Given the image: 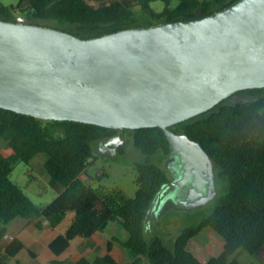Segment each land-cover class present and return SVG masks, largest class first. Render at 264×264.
Segmentation results:
<instances>
[{
    "label": "trees",
    "instance_id": "1",
    "mask_svg": "<svg viewBox=\"0 0 264 264\" xmlns=\"http://www.w3.org/2000/svg\"><path fill=\"white\" fill-rule=\"evenodd\" d=\"M154 0H120L94 7L84 0H18L16 5L0 4V17L9 19L17 9L28 21L56 19L73 25L62 28L81 37L97 36L125 27L150 25L180 17L193 18L198 12L209 13L232 0H163L165 7L155 10ZM57 27V26H55ZM254 97L224 103L170 125L184 132L206 150L227 185L219 194L213 210L196 222L184 226L172 246L165 245L158 229L144 230V219L153 195L170 179L164 163L153 160L161 150L167 155L169 143L160 126L133 129V142L143 157L134 160L137 190L127 196L117 187L92 186L81 178L94 157L97 139L113 128L76 121L42 119L0 107V140L11 149L0 151V260L15 256L23 247L20 239L4 244L7 224L16 217L32 219L42 227V219L56 226L68 211L74 217L49 247L55 255L64 251L75 236L88 237L103 231L110 221L118 220L127 233L125 238L107 239L103 254L93 258L82 255L74 264H122L110 250L120 246L131 259L127 264H237L229 256L238 248L246 249L264 264V87L239 90ZM39 152L46 153L43 167L52 186L61 188L46 206L38 207L10 178L18 161L30 163ZM211 227L224 239L221 252H201L198 235ZM54 262H60L54 259ZM16 264H22L16 261Z\"/></svg>",
    "mask_w": 264,
    "mask_h": 264
},
{
    "label": "water",
    "instance_id": "2",
    "mask_svg": "<svg viewBox=\"0 0 264 264\" xmlns=\"http://www.w3.org/2000/svg\"><path fill=\"white\" fill-rule=\"evenodd\" d=\"M253 87H264V0H232L193 18L90 37L24 15L0 17V107L42 119L163 129L171 179L153 195L145 233L168 207L191 209L189 199H210L194 190L216 194L210 156L170 125ZM123 139L112 134L99 142L115 151Z\"/></svg>",
    "mask_w": 264,
    "mask_h": 264
},
{
    "label": "rangeland",
    "instance_id": "3",
    "mask_svg": "<svg viewBox=\"0 0 264 264\" xmlns=\"http://www.w3.org/2000/svg\"><path fill=\"white\" fill-rule=\"evenodd\" d=\"M5 5H16L18 0H0ZM177 4V0H171L170 6L173 7ZM152 8L159 11L165 7L163 0H154L151 2ZM12 16L22 15L21 11L17 9L11 10ZM40 23L50 26H57L59 28L73 27L71 24H60L58 20L54 19H38ZM254 97V94L250 92H234L228 96L224 103H235L238 101L249 100ZM0 151L3 153H9L11 149L8 147L4 139L0 140ZM46 153L39 152L31 160L30 163L18 161L13 165L10 173V178L18 184V186L29 196V198L38 206L44 207L49 204L60 190V186H52L49 183L47 173L43 167V158L46 157ZM143 157L141 151L135 146L133 142L132 131L126 130L124 132V139L121 141L116 150L107 149L101 145H95L94 157L92 162L86 167V174L84 178L92 186H105V187H117L121 189L127 196H134L137 190V184L135 182L136 169L134 167V160ZM153 160L158 163H164L167 160V155L161 150H158ZM214 173V185L216 189L215 196L212 197L210 188L208 192L198 193L194 190L199 197H206L207 199L200 205L195 202L197 196L193 197V200L189 199L187 203L196 206L191 209H178L176 207H168L160 216V221L156 224L155 219L152 221L148 231H154L157 227L158 234L162 242L167 246H172L174 239L178 232L189 223L196 222L202 215L208 214L213 210L217 197L222 193L227 185L226 180L220 177L217 173L216 165L213 162ZM212 197V198H211ZM68 213V212H67ZM73 211H69V214L65 216L64 220L57 226L59 229L68 226ZM51 229V228H49ZM34 231L40 235V237H46L47 229H37ZM105 237L111 238L117 236L125 238L127 233L121 226L118 220H114L109 224V227L103 230ZM108 238V239H109ZM198 241L201 245V252L205 254H217L222 251L224 245L223 237L207 226L202 229V232L198 235ZM116 245V244H115ZM115 257L123 264L130 261L131 257L120 246L116 245L113 248ZM229 259H235L237 264H263L254 254L248 252L246 249L238 248L233 252ZM16 260L22 264H50L46 261V258L40 254V259L37 262H33L28 250L24 248L16 256L12 257V260H6L2 257L0 264H15ZM144 264H147L145 262Z\"/></svg>",
    "mask_w": 264,
    "mask_h": 264
},
{
    "label": "crops",
    "instance_id": "4",
    "mask_svg": "<svg viewBox=\"0 0 264 264\" xmlns=\"http://www.w3.org/2000/svg\"><path fill=\"white\" fill-rule=\"evenodd\" d=\"M84 1L91 6L98 7L101 5L109 4V3L120 1V0H84ZM0 4H3V3L0 1ZM45 159L46 157L43 158V162ZM84 174L86 173L84 172L81 174V178L83 179H85L83 176ZM68 214H69V211L67 215ZM74 214L75 213L73 211L69 224L71 223L74 217ZM42 221H43L42 227H37L34 224V221L32 219L25 218V217L14 218L7 224L6 234L2 240L3 243L6 244L13 239H20L24 243V247L18 253H20L24 248H26L29 254L31 255V259L33 260V262H37V260L40 259V254L42 253V255L46 258V261L50 264H74L76 259H78L82 255L93 258L96 255L103 254L104 252L107 251L106 242L109 237L108 238L105 237L103 235V231H96L94 234L88 237L75 236L74 238L70 240L68 247L64 251H62L59 255H55L54 252L49 247V242L59 233H63L66 230V228L69 226V224H67L68 226H65V228L59 229L57 226H59V224L62 221L54 227L49 226L48 221L46 219H42ZM111 222L113 221H110L107 224L106 229L109 227V224ZM34 228H37L40 230L47 229L49 231L46 232V237L44 236L40 237V235L36 233V231H34ZM6 235H10L11 237L7 238ZM115 246L116 245H114V247ZM113 248L110 250V252L115 257L113 253ZM12 257L14 256H4L6 260L7 259L12 260ZM54 259H58L60 262L56 263L54 262ZM35 264H41V263L39 262Z\"/></svg>",
    "mask_w": 264,
    "mask_h": 264
},
{
    "label": "flooded vegetation",
    "instance_id": "5",
    "mask_svg": "<svg viewBox=\"0 0 264 264\" xmlns=\"http://www.w3.org/2000/svg\"><path fill=\"white\" fill-rule=\"evenodd\" d=\"M236 92H241V91H236ZM226 99V98H225ZM129 129V128H125V129H120V128H113L112 130L108 131L104 136H102L101 138L105 137V136H110L112 134H119V135H123L124 136V132ZM97 139L95 142V145H101L104 147V145L102 144V142H99V140L101 139ZM170 179H171V175H170Z\"/></svg>",
    "mask_w": 264,
    "mask_h": 264
},
{
    "label": "built area",
    "instance_id": "6",
    "mask_svg": "<svg viewBox=\"0 0 264 264\" xmlns=\"http://www.w3.org/2000/svg\"><path fill=\"white\" fill-rule=\"evenodd\" d=\"M7 238H10L11 236L10 235H6Z\"/></svg>",
    "mask_w": 264,
    "mask_h": 264
}]
</instances>
